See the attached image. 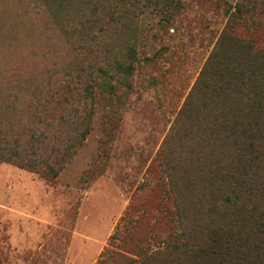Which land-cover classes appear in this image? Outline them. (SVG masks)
<instances>
[{
    "label": "rangeland",
    "instance_id": "obj_1",
    "mask_svg": "<svg viewBox=\"0 0 264 264\" xmlns=\"http://www.w3.org/2000/svg\"><path fill=\"white\" fill-rule=\"evenodd\" d=\"M134 1L137 18L127 21L125 38L114 30L120 24L116 14L117 23L103 15L97 26L115 50L136 49L125 87L114 78L103 85L106 75L99 69L108 68L102 55L73 51L50 29L47 10L35 0H0V143L35 154L43 168L52 162L51 135L59 134L52 124L73 118L69 108L46 104L47 92L33 97L21 89L29 79L41 87L49 73L62 83L81 77L95 96L81 145L54 177L0 161V264H96L128 206L129 247L154 236L151 244H158L177 230L174 167L179 152L187 156L190 118L181 132L173 127L241 0H161L163 10L148 0ZM254 1L261 7V0ZM260 7L234 31L264 49ZM36 98L39 104L30 107Z\"/></svg>",
    "mask_w": 264,
    "mask_h": 264
},
{
    "label": "trees",
    "instance_id": "obj_2",
    "mask_svg": "<svg viewBox=\"0 0 264 264\" xmlns=\"http://www.w3.org/2000/svg\"><path fill=\"white\" fill-rule=\"evenodd\" d=\"M35 1L47 10L50 29L58 32L73 51L102 55L108 68L99 69L103 77L106 75L103 85H109V78L129 85L126 79L133 74L137 60L135 47L115 50L112 40H105V29L97 26L103 15L110 23H117L112 18L116 14L120 24L114 30L125 38L130 33L127 21L137 18L134 0ZM148 1L160 10L165 7L161 0ZM260 5L254 0L234 5L230 25L210 52L173 127V131L181 132L183 121L190 118L184 139L189 147L187 156L183 158L179 152L174 167H179L173 178L177 230L158 244H151L154 236L129 247L125 224L131 222L133 209L128 206L120 218L122 227L110 236V248L100 254L96 264H264V49L257 47L250 35L234 31L237 24L252 21L257 7L264 10V0ZM51 76L41 87L29 79L20 88L33 97L45 91L49 98L42 100L46 104L64 106L72 112V119L52 124L59 131L50 138L52 162L41 168L38 156L7 150L6 140L0 143V161L10 159L20 167L54 177L81 145L95 96L93 86H84L81 77L62 83ZM39 101L36 98L29 106ZM3 130L0 126V135ZM35 133L32 130L31 137L35 138Z\"/></svg>",
    "mask_w": 264,
    "mask_h": 264
}]
</instances>
